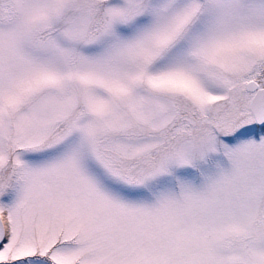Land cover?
<instances>
[{
	"label": "snow or ice",
	"instance_id": "1",
	"mask_svg": "<svg viewBox=\"0 0 264 264\" xmlns=\"http://www.w3.org/2000/svg\"><path fill=\"white\" fill-rule=\"evenodd\" d=\"M0 264H264V0H0Z\"/></svg>",
	"mask_w": 264,
	"mask_h": 264
}]
</instances>
